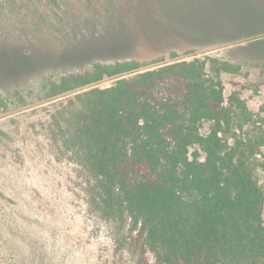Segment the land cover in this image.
Instances as JSON below:
<instances>
[{"label": "rangeland", "instance_id": "374dc122", "mask_svg": "<svg viewBox=\"0 0 264 264\" xmlns=\"http://www.w3.org/2000/svg\"><path fill=\"white\" fill-rule=\"evenodd\" d=\"M193 58L238 68L220 74L225 103L236 95L264 130V0H0V264H153L128 218L95 211L88 173L53 136L84 90L47 89L95 64Z\"/></svg>", "mask_w": 264, "mask_h": 264}, {"label": "trees", "instance_id": "16d2710c", "mask_svg": "<svg viewBox=\"0 0 264 264\" xmlns=\"http://www.w3.org/2000/svg\"><path fill=\"white\" fill-rule=\"evenodd\" d=\"M209 62L95 64L47 89L84 90L53 136L88 173L95 211L128 218L153 264H264V130L236 95L225 103L220 74L238 68Z\"/></svg>", "mask_w": 264, "mask_h": 264}]
</instances>
